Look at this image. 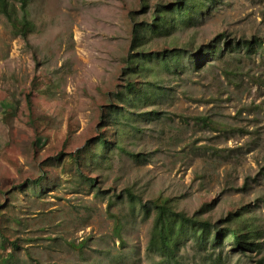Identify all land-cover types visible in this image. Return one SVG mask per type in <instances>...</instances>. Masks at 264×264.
I'll list each match as a JSON object with an SVG mask.
<instances>
[{
  "label": "rangeland",
  "instance_id": "rangeland-1",
  "mask_svg": "<svg viewBox=\"0 0 264 264\" xmlns=\"http://www.w3.org/2000/svg\"><path fill=\"white\" fill-rule=\"evenodd\" d=\"M170 1L148 0L143 11L144 0H30L26 39L0 12V258L13 251L12 264H161L148 251L153 215L126 188L213 221L242 212L258 227L259 250L240 252L227 240L198 250L189 239L179 264L264 258V0H212L192 23L155 36L154 49L195 50L220 33L254 46L221 42L222 53L202 65L164 72L166 92L136 109L137 128L123 118L122 148L113 144L82 174L69 160L107 128L102 109L125 83L135 19ZM42 176L35 192L29 185Z\"/></svg>",
  "mask_w": 264,
  "mask_h": 264
},
{
  "label": "trees",
  "instance_id": "trees-1",
  "mask_svg": "<svg viewBox=\"0 0 264 264\" xmlns=\"http://www.w3.org/2000/svg\"><path fill=\"white\" fill-rule=\"evenodd\" d=\"M17 1L19 4L14 0H0V12L6 16L13 30L26 39L34 28V22L29 16L30 0ZM210 1L212 0H174L168 3H157L147 19H135L132 26L130 51L125 57V83L114 93L115 101L110 99V102L102 109V124L107 128L75 152L68 153L70 162L80 174L83 168L106 156L113 144L122 148L119 139L124 133V126L121 125L123 118L127 120L126 122L132 121L131 126L137 128L136 109L158 100L166 92L165 87L161 85L164 72H178L189 65L193 67L202 65L210 55L222 53L221 42H224L228 50L234 49L235 46H246L250 50L254 46V40L251 39L243 40L241 44L240 41L234 44V39L224 40L223 33L195 50L177 45L161 49L148 46L155 36L170 34L181 24L195 21ZM142 5L143 11H146L149 7L148 0H144ZM203 118L207 120L206 117ZM109 126L114 127L116 137L114 141L108 137ZM128 153L134 157L139 155L131 150ZM88 179L93 185L95 178ZM43 180L44 176L31 182L29 186L38 192ZM19 188L24 189V186L21 185ZM126 191L127 198L134 206L139 205L147 216L153 215L148 251L157 253L161 257L159 261L161 264H179V255L189 239H191V245L198 250H207L209 243L214 248L222 247L226 240L240 252L259 250L261 247L257 225L253 218L246 217L242 212L229 213L224 219L213 221L197 212L189 214L176 209L168 196L159 195L157 198L144 200L131 188H126ZM115 220V229L120 232L121 220L117 217ZM6 239L7 237L4 236V240ZM14 245L18 247L17 243ZM12 255H14L13 251L2 256L0 264H12ZM219 257L220 254H217L215 258L209 256L208 260L210 264H217ZM257 264H264V258L258 259Z\"/></svg>",
  "mask_w": 264,
  "mask_h": 264
}]
</instances>
